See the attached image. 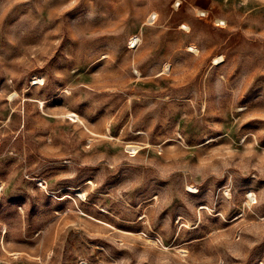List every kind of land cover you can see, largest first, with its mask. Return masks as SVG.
Returning <instances> with one entry per match:
<instances>
[{"label":"rangeland","instance_id":"374dc122","mask_svg":"<svg viewBox=\"0 0 264 264\" xmlns=\"http://www.w3.org/2000/svg\"><path fill=\"white\" fill-rule=\"evenodd\" d=\"M0 264H264V0H0Z\"/></svg>","mask_w":264,"mask_h":264},{"label":"bare ground","instance_id":"6f19581e","mask_svg":"<svg viewBox=\"0 0 264 264\" xmlns=\"http://www.w3.org/2000/svg\"><path fill=\"white\" fill-rule=\"evenodd\" d=\"M150 17H151V18L155 17V13L152 14ZM35 79L38 80V78H35ZM34 83H35V82H34Z\"/></svg>","mask_w":264,"mask_h":264}]
</instances>
